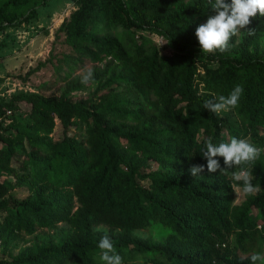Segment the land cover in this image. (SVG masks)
<instances>
[{
    "label": "trees",
    "instance_id": "obj_1",
    "mask_svg": "<svg viewBox=\"0 0 264 264\" xmlns=\"http://www.w3.org/2000/svg\"><path fill=\"white\" fill-rule=\"evenodd\" d=\"M50 1L0 0V31L29 23ZM69 1L75 10L57 30L64 50L53 46L14 78L24 84L50 66L66 82L83 63L105 59L92 81L109 77L93 98L72 100L84 86L71 80L59 96L18 92L0 102V264H104V236L123 264H252L253 253L264 256V151L251 165L260 191L239 204L242 184L230 179L238 169L209 173L203 157L209 138L264 149V16L250 18L238 44L232 37L225 52L204 54L195 30L215 15L208 0ZM116 26L139 42L112 38ZM144 34L164 38L169 52L160 55ZM237 85L244 92L235 109L203 107ZM193 165L204 171L192 176ZM61 224L57 240L19 247Z\"/></svg>",
    "mask_w": 264,
    "mask_h": 264
},
{
    "label": "rangeland",
    "instance_id": "obj_2",
    "mask_svg": "<svg viewBox=\"0 0 264 264\" xmlns=\"http://www.w3.org/2000/svg\"><path fill=\"white\" fill-rule=\"evenodd\" d=\"M75 10L73 3L69 0H51L45 6H38L36 8L35 16H33L29 23L22 24L17 28H8L5 31H0V78L3 81L0 83V102L8 100L13 94L18 92L25 93H40L44 96H59L64 90L67 89V84L72 80L79 86H84L82 91H75L72 100L78 101L85 98H93L95 94L103 90V85L108 80L109 75H106L103 82L92 81L85 85L81 83L82 70L91 68L92 70H103L105 64L109 59L103 60L101 63H88L85 62L75 69L72 77L66 81L61 82L54 78L50 66L36 72L29 76L27 82L22 84L18 79L14 78L16 75L24 76L30 69L34 68L38 62L44 61L52 47L54 46V54L64 50L62 42L64 36L61 32L57 33L61 24L70 18V14ZM112 38H122L125 42H139L137 37L138 33L130 31L122 26H116L109 33ZM142 34V33H141ZM240 34V33H239ZM56 36H58L56 38ZM144 38L148 41L158 53L165 54L169 52V47L165 39L155 35L144 34ZM235 44H238V36H234ZM161 43H165L161 46ZM62 45V46H61ZM53 85L46 89L42 88L43 85ZM47 85V86H49ZM116 92H121L122 88L117 87ZM150 99L154 101L153 96ZM10 123V120H5L4 125ZM14 193L17 194L18 199L25 198V189H16ZM256 194V193H255ZM245 198L239 195V188L234 189V204L241 203ZM66 227L65 225H58L52 229H42L36 232V239L26 237L28 242H20L19 247L30 246L34 242H43L48 240H57L60 236V228ZM138 236L147 237L149 233L136 232ZM18 248L13 250L17 253ZM3 256L0 246V257Z\"/></svg>",
    "mask_w": 264,
    "mask_h": 264
},
{
    "label": "clouds",
    "instance_id": "obj_3",
    "mask_svg": "<svg viewBox=\"0 0 264 264\" xmlns=\"http://www.w3.org/2000/svg\"><path fill=\"white\" fill-rule=\"evenodd\" d=\"M215 15L208 17L205 23L200 24L195 30V37L198 41L200 51L204 54H211L216 50L221 53L229 47V41L232 37L238 36L241 29H245L257 13L264 16V0H231L226 3L225 0H208ZM248 33L254 34L253 29H248ZM165 43H161V46ZM93 78V70L89 67L82 70L81 83L89 84ZM244 89L237 85L231 93L225 97L220 95L216 98L217 102L205 101L203 107L215 114L222 111H229L238 106ZM206 151L203 157L206 159L207 171L215 173L219 169L221 173L227 175V169L236 167L238 170L231 173L230 179L237 182L239 195L241 198L254 195L260 191V188L252 183L253 174L251 165L259 159L264 149L253 146L245 139L230 137L228 142H221L214 145L209 138L205 142ZM217 157L223 158L225 168L221 169ZM204 165H193L189 171L192 176H197L204 171ZM100 249L99 258L104 264H123L122 257L117 254L116 248L108 236H104L98 243ZM252 264H264V256L260 253H253L250 257Z\"/></svg>",
    "mask_w": 264,
    "mask_h": 264
}]
</instances>
